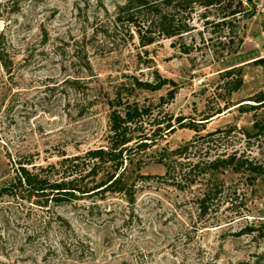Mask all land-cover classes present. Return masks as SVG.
Returning <instances> with one entry per match:
<instances>
[{"label": "rangeland", "instance_id": "1", "mask_svg": "<svg viewBox=\"0 0 264 264\" xmlns=\"http://www.w3.org/2000/svg\"><path fill=\"white\" fill-rule=\"evenodd\" d=\"M124 1L0 0V184L11 180L17 158L45 165L105 144L112 106L149 104L150 117L173 123L132 151L133 201L115 190L61 204L0 195V264H264V62L255 60L264 55V0H244L232 41H224L225 26L204 27L197 9L190 33L146 45L136 32L115 29ZM232 66L242 83L231 90L220 73ZM162 77L175 83H141ZM217 109L201 132L231 131L211 135L209 152L238 148L263 170L207 171L182 186L165 180L161 154L195 134L182 122ZM212 183L220 189L201 213L197 196ZM63 235L75 239L63 246Z\"/></svg>", "mask_w": 264, "mask_h": 264}, {"label": "trees", "instance_id": "2", "mask_svg": "<svg viewBox=\"0 0 264 264\" xmlns=\"http://www.w3.org/2000/svg\"><path fill=\"white\" fill-rule=\"evenodd\" d=\"M197 9L204 27L209 24L225 26L224 41H232L231 35L236 34L237 31L235 21L243 15L245 6L244 0H125L116 6L115 29L124 28L136 32L141 45L149 44L161 36L181 37L195 28L193 17ZM238 40L241 42L242 37L239 36ZM182 44L183 50L188 52L189 44L186 42ZM255 60L264 62V55ZM220 75L225 77L224 84L229 85L228 88L231 90L237 89L242 83L240 67H228ZM168 82L175 83L174 80L166 77L160 78L155 83L147 81L141 83L156 89ZM173 94V89H170L167 97L170 98ZM164 97L162 96V99ZM219 111L220 109H217L200 117L203 119L201 121L182 122V125L193 128L195 134L183 144L161 154L160 159L165 163V171L161 175L165 180L182 186L185 182L191 183L201 179L207 171L229 168L234 171L251 170L258 173L263 170L260 163L249 158V155L239 151L238 148L229 150L223 147L209 152L208 143L211 135L218 131L225 136L231 131V127H228L201 132L202 127L199 125ZM151 112L152 108L149 104H140L136 101L124 102L121 107L112 106L108 114L105 144L87 148L83 153L73 155L62 152L59 159L45 165L31 164L29 167L27 164L33 163V160L17 158L11 180L0 184V195L20 197L35 195L39 202L41 201L39 199H44L54 204H61L82 197L80 195L90 196L93 192L115 190L123 193L128 201H133V184L126 179L127 164L133 159L132 151L152 145L154 143L152 135L156 129H162L163 132L173 127L170 119L165 122L155 115L150 117ZM144 115L146 118H142ZM147 123L156 126L150 127L151 131H146ZM257 124L258 122L255 121L254 125ZM244 132L249 135L248 130ZM102 166L106 168L104 175L93 183V177L98 175ZM56 174L57 176H54ZM142 175L148 176V174ZM219 189V184L212 183L197 196L201 213L208 211L212 197ZM56 217L60 226L65 229L71 228L67 217L59 213ZM70 237L61 236V244L65 246Z\"/></svg>", "mask_w": 264, "mask_h": 264}]
</instances>
